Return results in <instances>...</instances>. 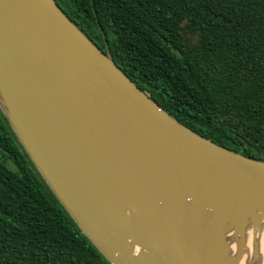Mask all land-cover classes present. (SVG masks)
Returning <instances> with one entry per match:
<instances>
[{
  "label": "water",
  "instance_id": "obj_1",
  "mask_svg": "<svg viewBox=\"0 0 264 264\" xmlns=\"http://www.w3.org/2000/svg\"><path fill=\"white\" fill-rule=\"evenodd\" d=\"M0 109L110 264H261L264 160L170 114L56 0H0Z\"/></svg>",
  "mask_w": 264,
  "mask_h": 264
},
{
  "label": "trees",
  "instance_id": "obj_2",
  "mask_svg": "<svg viewBox=\"0 0 264 264\" xmlns=\"http://www.w3.org/2000/svg\"><path fill=\"white\" fill-rule=\"evenodd\" d=\"M160 106L264 160V0H56ZM0 264H110L0 109Z\"/></svg>",
  "mask_w": 264,
  "mask_h": 264
},
{
  "label": "bare ground",
  "instance_id": "obj_3",
  "mask_svg": "<svg viewBox=\"0 0 264 264\" xmlns=\"http://www.w3.org/2000/svg\"><path fill=\"white\" fill-rule=\"evenodd\" d=\"M260 244H261V254H262L261 264H264V236H262Z\"/></svg>",
  "mask_w": 264,
  "mask_h": 264
}]
</instances>
